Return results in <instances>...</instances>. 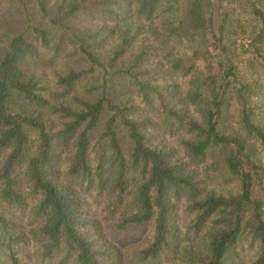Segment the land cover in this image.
<instances>
[{"label":"trees","instance_id":"trees-1","mask_svg":"<svg viewBox=\"0 0 264 264\" xmlns=\"http://www.w3.org/2000/svg\"><path fill=\"white\" fill-rule=\"evenodd\" d=\"M244 241L264 264V0H0V264Z\"/></svg>","mask_w":264,"mask_h":264},{"label":"rangeland","instance_id":"rangeland-1","mask_svg":"<svg viewBox=\"0 0 264 264\" xmlns=\"http://www.w3.org/2000/svg\"><path fill=\"white\" fill-rule=\"evenodd\" d=\"M237 61H239L238 62L239 69L245 73L246 70H245L244 64L242 62H240L239 57H237ZM100 72L101 71L96 72L95 77L101 76ZM85 82L87 83V81H85ZM89 83H91L92 85H96L99 82L95 78H93L89 81ZM109 84H110V91H111L112 95L114 96L116 94L118 95L119 93H121V90H122L121 85H126L127 80H125L121 76L116 75V76H113L111 78ZM140 234L138 235V231L135 228H129L125 231L118 233L117 238H118L119 242L129 241V240L131 241V240L138 238V236H140ZM237 252H238L237 256H234L233 253L228 255L226 257L224 264H249L250 260L253 258V254H254L253 249L248 247V244L246 241H244L238 247Z\"/></svg>","mask_w":264,"mask_h":264}]
</instances>
